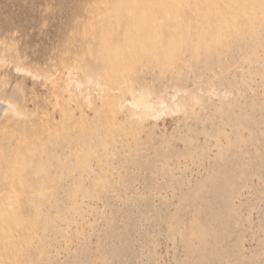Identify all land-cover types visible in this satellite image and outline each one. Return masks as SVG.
Masks as SVG:
<instances>
[{
	"label": "rangeland",
	"instance_id": "rangeland-1",
	"mask_svg": "<svg viewBox=\"0 0 264 264\" xmlns=\"http://www.w3.org/2000/svg\"><path fill=\"white\" fill-rule=\"evenodd\" d=\"M0 264H264V0H0Z\"/></svg>",
	"mask_w": 264,
	"mask_h": 264
},
{
	"label": "bare ground",
	"instance_id": "bare-ground-1",
	"mask_svg": "<svg viewBox=\"0 0 264 264\" xmlns=\"http://www.w3.org/2000/svg\"><path fill=\"white\" fill-rule=\"evenodd\" d=\"M76 82H77V81H76ZM90 82H91V81H90ZM78 83H80V82H78ZM97 83H99V82H97ZM80 86H81V85H80ZM78 87H79V86H78ZM67 91H68V94H69L70 97L73 96L72 94H73L74 92H73V90L71 89V83H70V81L67 83ZM89 95H90V94H89ZM89 95H88V93H87L86 97H87V96H88V97H87V98L85 97V99H86L87 102H89V99L91 100V96H89ZM87 99H88V100H87ZM1 101H2V100H1ZM3 102H4V101H3ZM3 102H1V103H3ZM131 102H132V101H131ZM131 102H130V103H131ZM5 103H6L5 105H9L10 108H12V109H15V108H16V104H14V105H15V107H14V105H12L13 103H11V102H9V101H8V102H5ZM9 103H10L11 105H10ZM90 103H92V101H91ZM130 105H132L133 107H136V108H141L140 105H139L138 103H135V101H133L132 104H130ZM2 106H3V105H2ZM9 106H8V109H9ZM145 106L148 107L149 105H145ZM145 106H144V107H145ZM149 107H150V106H149ZM163 107H164V106H163ZM136 108H135V109H136ZM16 109H17V108H16ZM157 109H158V108H157ZM160 109H161V108H160ZM6 111H8V110L6 109ZM17 111H18V110H15V111L12 110V113H13V112H14V113H17L16 115H18V113H19V115H20V112H19V111L17 112ZM153 111H154V110H153ZM155 112H156V111H155ZM164 112H165V111H164ZM164 112H162V113L164 114ZM14 113H13V114H14ZM150 114H151V113H150ZM150 114H149V115H150ZM159 114H160V112H159ZM171 114H172V113H171ZM14 115H15V114H14ZM161 115H162V114H161ZM134 116H137V119H136V120L140 122V120H141V115H140L139 113L135 112V113H134ZM154 116H155V115H154V113H153V117H154ZM158 116H159V115H158ZM159 117H160V116H159ZM1 118H2V117H1ZM135 118H136V117H135ZM262 124H263V123H262ZM262 156H263V155H262ZM262 156H261V157H262ZM262 160H263V159H262ZM260 161H261V160H260ZM261 166H262V163H261Z\"/></svg>",
	"mask_w": 264,
	"mask_h": 264
}]
</instances>
